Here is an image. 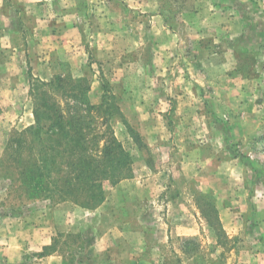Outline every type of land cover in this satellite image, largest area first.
<instances>
[{"label": "rangeland", "instance_id": "rangeland-1", "mask_svg": "<svg viewBox=\"0 0 264 264\" xmlns=\"http://www.w3.org/2000/svg\"><path fill=\"white\" fill-rule=\"evenodd\" d=\"M0 17V159L34 123L33 75L61 77L62 105L76 83L107 93L132 161L92 207L0 174V264H264V0H2Z\"/></svg>", "mask_w": 264, "mask_h": 264}, {"label": "trees", "instance_id": "trees-1", "mask_svg": "<svg viewBox=\"0 0 264 264\" xmlns=\"http://www.w3.org/2000/svg\"><path fill=\"white\" fill-rule=\"evenodd\" d=\"M61 82L60 76L47 81L31 75L34 123L10 135L0 174L30 197L96 206L105 199L104 181L126 178L132 164L109 123L114 110L121 112L110 108L107 93L101 104H92L79 83L69 92L81 100L62 105L57 96L67 90ZM109 111V117L100 116Z\"/></svg>", "mask_w": 264, "mask_h": 264}, {"label": "crops", "instance_id": "crops-1", "mask_svg": "<svg viewBox=\"0 0 264 264\" xmlns=\"http://www.w3.org/2000/svg\"><path fill=\"white\" fill-rule=\"evenodd\" d=\"M1 1H2V0H1ZM1 1H0V5H1ZM5 25H6L5 19L2 18V17H0V36H2L3 33L6 34V33L9 31V29H10L11 31L13 30V24H12L11 27H7V28H5V30H4ZM14 86H15V85L11 86V88L13 89ZM8 87H10V86L8 85ZM14 88H15V87H14ZM3 103H5V102H3V101L0 100V104H3ZM224 227H225V225H224ZM227 227H229V226H226L225 228L227 229ZM232 229H233V228H232ZM232 229H231V230H232ZM231 230H228V231H231Z\"/></svg>", "mask_w": 264, "mask_h": 264}]
</instances>
